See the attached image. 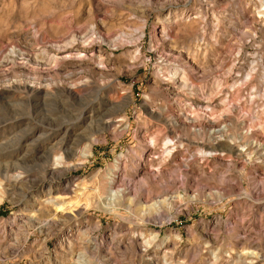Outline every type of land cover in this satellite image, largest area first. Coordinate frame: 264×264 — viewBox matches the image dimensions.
Returning a JSON list of instances; mask_svg holds the SVG:
<instances>
[{
    "label": "rangeland",
    "instance_id": "rangeland-1",
    "mask_svg": "<svg viewBox=\"0 0 264 264\" xmlns=\"http://www.w3.org/2000/svg\"><path fill=\"white\" fill-rule=\"evenodd\" d=\"M261 3L0 0V264H264Z\"/></svg>",
    "mask_w": 264,
    "mask_h": 264
},
{
    "label": "bare ground",
    "instance_id": "bare-ground-1",
    "mask_svg": "<svg viewBox=\"0 0 264 264\" xmlns=\"http://www.w3.org/2000/svg\"><path fill=\"white\" fill-rule=\"evenodd\" d=\"M264 3V0H259V3ZM261 3V4H262ZM259 23V22H258ZM36 36V35H35ZM35 39V38H34ZM42 41V40H41ZM92 42V41H91ZM91 42H88V44H86L85 43V47L83 46V45H78V49L77 48H75L73 45H71V44H68V45H66L65 47H62V48H60L59 49V52L56 54V55H54V56H49L50 58H48L47 60H50L49 62H51V63H53V65H51V71H55L56 69H58L59 68V64L61 63V62H63L64 60H75V62L76 61H80L81 59H82V57H86L85 55H83L82 57H80V55L83 53V47L84 48H88V49H91V53H92V49H93V47H92V44H91ZM77 46V45H76ZM16 47V46H15ZM58 48V47H57ZM93 51L95 52V50L93 49ZM7 53V52H6ZM43 53V52H42ZM44 54V53H43ZM85 54V53H84ZM87 54V53H86ZM12 56L13 58H14V61H17L15 64H13V62L11 63V67L12 68H15V69H23L22 71L23 72H28L27 70L28 69H30L29 68V64H33V62H37L36 60V58H37V54L36 55H33V56H30V55H28V54H25V53H23V52H20L19 50L18 51H10L9 53H8V56ZM42 55V54H41ZM46 55V54H45ZM44 55V56H45ZM41 57V56H40ZM47 57V56H46ZM5 58H7L6 56L5 57H2L1 59H0V65L5 61ZM44 60H46V59H44ZM46 60V61H47ZM162 60V59H161ZM7 61V60H6ZM163 61V60H162ZM40 62V61H39ZM57 62H58V64H57ZM55 63V64H54ZM238 63V62H237ZM34 64H36V63H34ZM33 64V65H34ZM57 64V65H56ZM7 65V64H6ZM10 65V64H9ZM36 65H38V63L36 64ZM50 66V65H49ZM6 67V66H5ZM39 67V66H38ZM36 70V69H35ZM38 70V69H37ZM6 70H4L3 72H5ZM8 71V70H7ZM1 74V73H0ZM184 74V73H183ZM36 75H38V72L36 73ZM44 75V74H43ZM171 76V75H170ZM69 77V76H68ZM75 77V76H74ZM171 77H174L173 75L171 76ZM170 79V78H169ZM71 80H72V78H71ZM187 81V80H186ZM174 82V81H173ZM196 86V85H195ZM174 87H176V86H174ZM173 87V88H174ZM177 87L181 90V89H184L185 87H186V82H185V80L183 79V77H181V81L178 83V85H177ZM11 88H13V86H3V87H0V97H3V100H5L7 97L6 96H8V95H10V90H11ZM21 89H23V90H28V91H32V92H40V89L38 88V86H36L35 84H31V83H24L23 85H22V88ZM171 90H173V89H171ZM73 91V90H72ZM70 91V93L73 95V96H76L77 95V92H75V91ZM179 91V90H178ZM69 93V94H70ZM216 93V92H215ZM181 94V93H180ZM79 95H80V93H79ZM82 95V94H81ZM5 96V97H4ZM201 97V96H200ZM202 99V98H201ZM200 99V100H201ZM205 102V101H204ZM6 104V103H5ZM185 104V103H184ZM187 104V103H186ZM9 106H11V104L9 105ZM185 107H186V105H185ZM187 108V107H186ZM189 108V107H188ZM191 108V107H190ZM203 108H204V106H203ZM202 109V108H201ZM187 110V109H186ZM188 110H190V109H188ZM199 110V109H198ZM193 111V110H192ZM214 111V110H213ZM191 113V112H190ZM190 113L188 112V114L187 115H182V117L180 118V121H181V125L182 124H185V125H189V124H191V126H192V124H194V125H196L195 123H196V119L193 117V116H191L190 115ZM193 113V112H192ZM193 115V114H192ZM206 118V117H205ZM209 119V118H208ZM207 119V120H208ZM211 120V119H210ZM172 123V122H171ZM172 124H174V123H172ZM175 125H176V123H175ZM184 125V126H185ZM203 125V124H202ZM214 132V131H213ZM259 139V138H258ZM8 146V141H6V140H4L3 142H1L0 143V147H7ZM10 147V146H9ZM254 148H256V147H254ZM259 152V151H258ZM14 177H16L17 178V176H14ZM113 182H112V180H110V182L108 183V191H109V198L111 199H113L114 197H116L117 196V194H118V192H115V191H112V189H113ZM124 194V193H123ZM56 199L55 200H53V202H54V205H58L56 202ZM46 223V222H45ZM47 224V223H46ZM46 224H44V225H46ZM43 225V224H42ZM87 234V233H86Z\"/></svg>",
    "mask_w": 264,
    "mask_h": 264
}]
</instances>
